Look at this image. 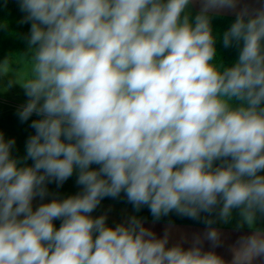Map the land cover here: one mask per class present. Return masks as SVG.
<instances>
[{
  "label": "clouds",
  "instance_id": "1",
  "mask_svg": "<svg viewBox=\"0 0 264 264\" xmlns=\"http://www.w3.org/2000/svg\"><path fill=\"white\" fill-rule=\"evenodd\" d=\"M191 3L19 0L32 55L18 115L40 119L25 146L31 166L0 133V264H228L214 251L213 219L185 249L135 216L111 227L90 215L121 192L157 220L218 208L227 223L238 209L237 228L252 229L264 214V6L200 0L192 18ZM220 10L236 12L222 36L240 48L231 66L217 59L210 14ZM74 171L80 193L33 210L47 182L61 186ZM231 252L230 264L264 261V230Z\"/></svg>",
  "mask_w": 264,
  "mask_h": 264
},
{
  "label": "crops",
  "instance_id": "2",
  "mask_svg": "<svg viewBox=\"0 0 264 264\" xmlns=\"http://www.w3.org/2000/svg\"><path fill=\"white\" fill-rule=\"evenodd\" d=\"M240 7L247 6L250 11L259 9L264 6V0H240ZM201 7L200 0H192L189 5L188 12L199 11ZM211 14L230 16L236 18V12L233 10H220ZM10 102H15L13 99L1 97ZM23 107L24 104H18ZM19 110L13 108L9 111H0V133L3 134L5 140L14 139L15 144L11 149V155L21 162L22 166H31L33 161L31 159L24 160L26 156V141L28 138L35 134V129L30 127L33 120L40 119L37 115L33 114L27 121L22 122L18 115ZM93 169L98 168V165H92ZM264 175V172L260 173ZM78 172L74 171L73 175L69 177L61 186L57 183H46L47 194L41 199L39 196L35 197L32 201L33 210L40 206L42 203H48L53 199L63 200L69 196L76 195L82 191V186L77 184ZM218 211L213 212L211 215L208 213H201L199 220H194L186 216L177 214L175 211L160 219H155L150 212L148 206H142L137 211L134 206L128 202L124 192H121L119 197L111 198L105 197L101 200L99 206L90 214L93 218L101 215L106 216V224L115 227L121 223H127L132 216L137 217L143 223V226L152 230L158 238H162L165 231L169 234V244L171 247L174 244L180 243L185 249L191 246L192 238L195 235L203 236L207 230V225L203 222L204 219H213L215 222L212 227L216 228L221 233L222 246L214 249V251L222 256L228 264L232 261L231 248L236 244V241L241 236L250 235L254 230H264V214H258L256 222L252 229L246 224L242 228H237L240 224L241 217L239 210L234 209L231 219L225 223L218 218ZM55 227L58 229L62 220L57 219L53 221ZM205 251L210 250V244L205 241L203 244ZM254 264H264V261L257 260Z\"/></svg>",
  "mask_w": 264,
  "mask_h": 264
},
{
  "label": "trees",
  "instance_id": "3",
  "mask_svg": "<svg viewBox=\"0 0 264 264\" xmlns=\"http://www.w3.org/2000/svg\"><path fill=\"white\" fill-rule=\"evenodd\" d=\"M198 12L188 13L194 18ZM25 15L26 13L20 10L19 0H0V58L10 63L20 58L28 59L30 55L28 37L31 24L22 22ZM210 15L213 35L216 37L217 59L224 66H231L237 60L240 48L235 43L225 48L222 36L230 28L235 17Z\"/></svg>",
  "mask_w": 264,
  "mask_h": 264
},
{
  "label": "rangeland",
  "instance_id": "4",
  "mask_svg": "<svg viewBox=\"0 0 264 264\" xmlns=\"http://www.w3.org/2000/svg\"><path fill=\"white\" fill-rule=\"evenodd\" d=\"M31 24V22H29ZM30 55L28 59L20 58L14 63L0 58V96L13 99L15 102L11 104H26L28 97L25 94V89L19 83L24 77L30 73V63L32 52L29 49Z\"/></svg>",
  "mask_w": 264,
  "mask_h": 264
},
{
  "label": "built area",
  "instance_id": "5",
  "mask_svg": "<svg viewBox=\"0 0 264 264\" xmlns=\"http://www.w3.org/2000/svg\"><path fill=\"white\" fill-rule=\"evenodd\" d=\"M13 108H16L18 110L21 109V107H19L18 104L14 105V104H11L9 101L0 98V111H9V110H12Z\"/></svg>",
  "mask_w": 264,
  "mask_h": 264
}]
</instances>
